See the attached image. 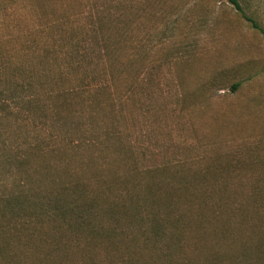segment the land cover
<instances>
[{
  "label": "rangeland",
  "instance_id": "1",
  "mask_svg": "<svg viewBox=\"0 0 264 264\" xmlns=\"http://www.w3.org/2000/svg\"><path fill=\"white\" fill-rule=\"evenodd\" d=\"M239 2L264 28V0ZM102 33L107 62L83 48ZM229 161L220 186L231 187L211 192L224 211L193 221L181 242H205H183V264H231L202 254L206 242L222 249L224 233L223 250L250 247L235 264H264V194L246 203L251 172L264 187V33L228 0H0V198L21 185L97 186L136 167H165L141 180L166 189ZM32 248L27 260L42 264L34 253L47 243ZM75 252L48 264H78ZM0 264H11L2 253Z\"/></svg>",
  "mask_w": 264,
  "mask_h": 264
},
{
  "label": "trees",
  "instance_id": "2",
  "mask_svg": "<svg viewBox=\"0 0 264 264\" xmlns=\"http://www.w3.org/2000/svg\"><path fill=\"white\" fill-rule=\"evenodd\" d=\"M228 1L264 33V28L244 13L239 0ZM64 15L68 19V14L62 17ZM89 31L95 33L92 28ZM93 36L96 39L93 46L88 43L83 48L96 47V53L104 56L107 62L110 55L108 40L103 33L100 37ZM105 60L101 58V62ZM236 86L237 82L233 88ZM231 165L232 161H229L214 169H197L178 185L168 181L166 189L141 180L142 173L156 174L162 179L166 173L163 166L147 170L136 167L130 169L125 178L104 180L97 186L77 181L56 186L51 191H38L21 185L18 191L0 198L3 231L2 236L0 233V253L11 264H33L27 260L31 255L30 248L46 242L49 247L46 255L40 251L34 253L42 259V264H48V258H58L61 254L64 259L75 251L73 255L79 256L78 264H183L179 254L181 244L187 242L191 248L205 242L199 234H187L181 242L193 221L210 208L215 216L218 209L224 211L216 202L220 195L213 199L211 192L231 187L226 185L227 182L220 186L223 174L231 171ZM255 175V171L250 174L252 193L246 203H256L257 196L264 194V187L256 184ZM232 208L237 213L245 211L238 204ZM45 225L49 226V234L33 243L38 238L37 229ZM186 225L189 227L187 232ZM227 229L233 230L228 224L222 225L221 230ZM10 233L17 238L16 250L10 247ZM226 239L224 233L220 238L222 249L210 247L206 242L202 248L204 257L217 260L222 255L233 260L231 264L248 257L250 247L240 241L235 245H239L236 255L223 250ZM257 244L253 242L252 249L256 250ZM259 246L262 249L264 241Z\"/></svg>",
  "mask_w": 264,
  "mask_h": 264
}]
</instances>
